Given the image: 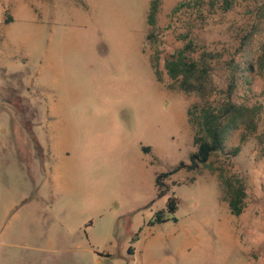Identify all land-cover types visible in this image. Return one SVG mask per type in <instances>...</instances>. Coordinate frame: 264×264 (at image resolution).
I'll list each match as a JSON object with an SVG mask.
<instances>
[{
    "label": "rangeland",
    "instance_id": "374dc122",
    "mask_svg": "<svg viewBox=\"0 0 264 264\" xmlns=\"http://www.w3.org/2000/svg\"><path fill=\"white\" fill-rule=\"evenodd\" d=\"M182 1L163 0L148 40L151 0H0V264H25L28 241L51 226L97 236L98 249L114 254L101 264H264V157L254 138L237 156H213L215 171L182 168L164 177L169 189L157 196V175L189 163L196 149L188 109L198 98L172 89L164 69L183 32L193 29L226 52L252 30L255 49L264 42V21L255 15L264 0H235L228 12L209 11L206 0L203 16L198 8L174 12ZM215 79L225 86V70ZM250 87L241 79L239 96L264 103V76L253 75ZM239 142L235 131L226 149ZM49 162L61 163L64 183L75 190L46 203L34 192ZM221 174L244 179L239 215ZM171 195L178 221L148 226ZM140 228L133 257L127 250ZM110 235L117 242L105 247Z\"/></svg>",
    "mask_w": 264,
    "mask_h": 264
},
{
    "label": "trees",
    "instance_id": "16d2710c",
    "mask_svg": "<svg viewBox=\"0 0 264 264\" xmlns=\"http://www.w3.org/2000/svg\"><path fill=\"white\" fill-rule=\"evenodd\" d=\"M235 0H211L209 11L218 7L223 12H228L234 6ZM163 0H151L148 13V23L152 27L147 35L148 40L155 37L154 28L158 22V15L162 10ZM206 0H185L174 8L178 12L183 7L197 9L203 16L206 10ZM257 19L264 21V2L256 9ZM189 29L182 34L183 45L165 58L164 69L171 80L172 89L193 93L198 101L188 109L189 121L194 127L193 143L195 151L189 156V163L180 162L171 170L162 172L156 177L157 196L161 197L168 191L163 182L168 177L182 168L197 170L201 166L213 167V156L224 153L227 157H234L241 151V145L250 138L255 140V151L259 158L264 157V128L259 129V122L264 114L262 101L252 102L249 98L239 96L241 79L248 91L251 90L250 82L253 75L264 76V42L255 49L254 30L246 34L237 49L222 51L212 48L210 44L198 40L197 36ZM238 57H241L240 60ZM153 67L158 80H162L157 61ZM225 70L226 85L221 87L216 79L217 70ZM235 131H240V142L237 146L226 149L228 137ZM143 151L148 152L149 147L143 146ZM221 180L226 192V199L231 212L239 215L246 206V184L242 178L225 177ZM178 198L174 195L168 197L166 207L156 211L155 215L147 222L148 226L173 221L177 222ZM142 228L132 238L128 254H133V243L138 240Z\"/></svg>",
    "mask_w": 264,
    "mask_h": 264
},
{
    "label": "crops",
    "instance_id": "0c3cea01",
    "mask_svg": "<svg viewBox=\"0 0 264 264\" xmlns=\"http://www.w3.org/2000/svg\"><path fill=\"white\" fill-rule=\"evenodd\" d=\"M52 135L55 136L54 133H52ZM50 152V157L55 156V158H58L60 156L59 152L54 147H50ZM52 164L53 162H49V167H47L46 171L42 165V167L39 168L44 176L43 182L36 187L37 190L34 192L38 200L45 201L46 203L47 201H54L59 195L66 191H70V194H74L75 190L73 187L68 188L64 183L62 168L60 166L61 163H57L55 166ZM44 181L46 182L45 186H43ZM150 227H154V225ZM37 229H39L35 233L37 238L33 239L31 242L28 241L27 248L29 251L31 250V253H28L25 264H101L103 259L110 258L114 255L105 249L104 251L98 249L97 236L92 237L90 235L83 239L81 237L80 227L51 226ZM25 232L29 233V229ZM34 232H32V234ZM115 236L110 235L107 237L105 247H109L113 242H117ZM134 247V253L129 254L133 257L137 255V247ZM37 254L41 256L37 258ZM139 261L140 262H136L135 260V264H160L159 261H149L146 258L140 259ZM250 264L255 263L251 262Z\"/></svg>",
    "mask_w": 264,
    "mask_h": 264
}]
</instances>
